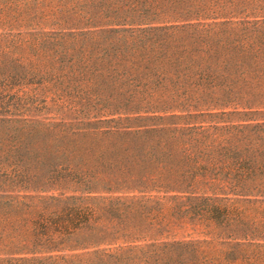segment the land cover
Here are the masks:
<instances>
[{"label": "trees", "instance_id": "16d2710c", "mask_svg": "<svg viewBox=\"0 0 264 264\" xmlns=\"http://www.w3.org/2000/svg\"><path fill=\"white\" fill-rule=\"evenodd\" d=\"M60 9L88 21L131 12L196 23L14 32L30 5L0 0V264H218L194 242L132 243L184 225L229 240L256 231L237 197L264 193V122L120 115L264 95V15H225L261 12L264 0H60ZM208 14L226 20L210 24ZM47 97L81 117L46 116ZM54 188L122 195L39 194ZM57 240L84 251L28 256ZM117 242L131 245L88 249ZM256 252L242 259L264 264Z\"/></svg>", "mask_w": 264, "mask_h": 264}, {"label": "rangeland", "instance_id": "374dc122", "mask_svg": "<svg viewBox=\"0 0 264 264\" xmlns=\"http://www.w3.org/2000/svg\"><path fill=\"white\" fill-rule=\"evenodd\" d=\"M27 4L30 5L29 18L25 17V20L14 21L13 30L14 32L18 31H35V32H44L49 34H57L67 33L70 31L79 30L77 26H88L89 23L98 25L102 23L103 25H99V27H92L89 29H127V28H137V27H151V26H160V25H169V24H188V23H196V20L191 19L190 21H181V17H172L176 18L178 21L165 22L164 15L162 13L156 14H139V13H131L127 14L124 12L122 17H113V13L108 12L107 17L94 18L93 20H85V19H69L65 12L60 9V0H27ZM98 7L93 10L94 13H98ZM264 15V10L261 12H235L225 14L229 17V20H255L262 19L263 16H259L257 18L251 15ZM98 15V14H97ZM174 15V13H172ZM221 16V14H208L210 19H207L206 22L218 23L223 22L226 18L223 17H213V16ZM174 16H178L175 14ZM183 16V14L181 15ZM213 17V18H212ZM162 18V19H161ZM22 19V18H19ZM28 20V21H27ZM88 29V30H89ZM39 98L44 97L42 92H38ZM49 109L45 111V115L49 117H64L68 116L72 117H81V115L73 114L67 111L65 107H60V105H55L52 98L47 97V101ZM194 106H183L178 109L172 108H159L160 105L156 106H142L140 107V112L130 113L126 112V114H121L120 117L130 116L131 122H140L139 120H135L137 118H152V117H172L171 121L177 122V124L181 125L184 122H201L204 125L209 124H219V125H230V124H238V123H250V124H259L264 122V95L260 97H248L244 99H236L234 101H224L222 105H216L211 101L206 102H193ZM219 106V107H218ZM222 106V107H220ZM66 114V115H65ZM94 115V114H93ZM97 115V114H96ZM109 117H116L109 116ZM179 117V118H178ZM105 118V117H102ZM98 118H93L92 122H95ZM160 120H156L159 122ZM147 122V121H144ZM76 185L68 189H79ZM68 192L64 193L60 188H54V190L47 189L43 191L42 196L49 195H59L60 193H64L65 196H74L73 194H81L85 196H91L95 198H112L114 196L122 195V194H112L111 192H89V193H76V191L66 190ZM38 193V192H37ZM252 196H238L239 202L238 205L243 207L244 214L247 216V219L254 226L256 231H247L248 235L246 237L241 235V239L239 240H229L226 239V235H221L219 238L216 233H207V231L201 226L197 225H184L181 228L176 229H166L161 230L154 233H148L146 239L144 237H140L136 243H144L151 237H157V241H183V242H194L203 249L211 252V255L215 258L214 260L218 264H249L248 261L242 259L243 256L251 255L258 250L261 252L264 251V193L258 192L256 190L251 191ZM31 195L35 194L34 192H30ZM131 195V194H130ZM158 195H163L160 192L153 191L151 192L150 199L155 200ZM171 193L166 194V196H171ZM132 196V195H131ZM89 200V199H88ZM252 227V226H251ZM252 229V228H251ZM246 238V239H245ZM102 240V238H100ZM107 237H105L102 241L106 242ZM84 243V242H83ZM236 243V244H235ZM74 241H60L57 240L55 244L50 243L47 245H32L28 246V249L38 250L37 253H30L28 256H37V257H57V260L60 261V256L69 257L73 253H79L82 250L81 248L75 247ZM233 244V245H232ZM97 245V244H96ZM118 245L127 246L131 245L129 243H116L104 245L100 244L92 248L88 249H102L104 247H112L115 248ZM249 247V248H248ZM223 252V254H221ZM258 253V252H256ZM2 256L8 257L7 254ZM260 264V263H259Z\"/></svg>", "mask_w": 264, "mask_h": 264}]
</instances>
